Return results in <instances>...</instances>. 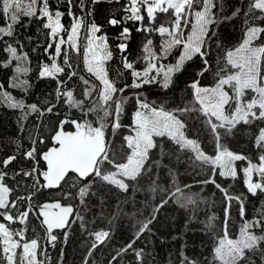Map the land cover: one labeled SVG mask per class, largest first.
Listing matches in <instances>:
<instances>
[{"label": "trees", "instance_id": "1", "mask_svg": "<svg viewBox=\"0 0 264 264\" xmlns=\"http://www.w3.org/2000/svg\"><path fill=\"white\" fill-rule=\"evenodd\" d=\"M213 2L215 7L212 12L215 14L216 23L209 25V36L205 38L201 49L205 55L202 57L196 54L191 60L185 61L182 68L172 74V82L165 89L162 87L163 71L157 76L156 83L142 84L139 88L131 87L134 79L132 71L142 72L149 62L155 63L157 68L164 65V70L167 66L175 64L180 54V45L172 48L166 58H158L155 61L144 52L147 47L157 56L162 50V40L166 42L172 38L168 33L161 34L159 28L163 26L173 30L174 10L170 9L167 13L157 11L154 14L155 19L151 20L147 16L146 6L141 5L140 15L144 18L135 20L127 19L132 15L130 11H125L130 7V0H98L96 3L84 0L83 8L81 0H72L71 9L67 0H47L50 14L61 12L62 35L69 30L73 16L82 18V29L92 23L100 27L98 34L107 38V48L112 53V58L105 62L108 78L115 81L118 88L129 86L123 93L114 94V99H120L121 96L127 98L119 115L121 127L115 131L111 127L115 120V104H112L110 111L113 115L109 117V126L105 129L109 142V159L114 163L123 162L128 154L125 137L130 134L138 98L173 113H176V109H189L183 114L176 113L185 124L182 130L185 137L197 141L205 155L213 158L216 156L217 141L207 120L211 118L214 123L217 121L213 117H205L199 111L200 104L195 99L191 84L198 82L201 88H211L218 82L221 69L229 70L225 74L233 73L234 69L226 64V53L238 47L244 38V12L248 10V0ZM200 7L202 5H197L198 9ZM237 9L240 11L234 16L233 13H236ZM69 10L73 16L68 15ZM255 14L259 15V12ZM226 17L229 19H225ZM113 18L120 23L115 26L109 24V20ZM249 20L253 26L264 27V22L254 21L251 17ZM6 23L7 19L0 12V27H5ZM44 24V17L37 13L34 16L20 15L19 21L13 26V36H3L0 40V93H10L15 100H23L26 105L36 104L44 112V115H40L39 112L12 108L0 100V160L12 155L17 157L5 169V184L12 189L9 199L27 198L31 195V201L25 199L18 202L21 212L29 210V203L32 205V211L25 223L22 224L18 220L5 221L2 216L0 223H4L13 232L25 229L26 240L37 239L39 258L43 259L44 264H222L215 259V248L219 239L225 236V232L229 239H235L244 220L258 218L260 211L264 209V192L258 191L257 195H252L245 184L243 171L249 162L256 166L260 163L259 157L264 153V148L257 146L256 139L260 129L264 128V120H253L247 124L241 121L230 132L227 128L218 130L221 148L245 157L233 163L237 173L235 178L230 175L221 176L218 168L213 174V166L197 160L191 149H181L168 136H163L153 138L155 147L149 150L141 174L135 179H124L126 189L94 176L81 182L75 179L76 176L69 174L67 183L61 182L60 187L36 191L33 188L36 177L16 174L21 169L28 170L34 165L35 161L25 158L26 152L33 147V140L36 141L35 147L41 154L53 145L52 137L60 127L61 121L75 119L82 122L85 119L80 110L70 109L63 99L57 101V80L67 81L66 85L61 86L62 91L71 90L73 96L80 100L84 99L87 87L81 77L92 80L83 67L82 46L78 48V52L70 48L62 49V54L57 57L56 62L64 71L57 73L55 78H39L41 66L50 63L52 52V47L48 48L52 42L50 32ZM124 28L129 30L128 34L121 36ZM4 41L15 47L18 54L27 56V71L22 75V80H26L27 85H30L26 86V92L24 88L12 86L11 78L16 62L11 54L4 50ZM120 44L125 45L123 52L118 47ZM253 44L264 46V35ZM64 51L69 52L71 68L64 65ZM125 60L132 63L133 69L124 68ZM9 61V66H4ZM73 70L77 75L69 80L68 75ZM150 75H156V72L153 71ZM261 75L264 76V57ZM139 82L138 80L137 83ZM258 82L261 83L262 80ZM244 91L242 99H250L253 91ZM91 101L92 97L85 103L90 107ZM52 104L56 107L49 113L47 108ZM86 119L92 122L93 126H99L96 123V115L90 113ZM64 130L76 129L73 124L66 123ZM41 140L44 143H40ZM44 168L40 161L41 171H44ZM113 169V163L105 161L102 165L104 174L112 172ZM211 178L215 179V183H204ZM39 179L42 183L43 177L40 176ZM251 179L253 182H259L260 175L254 172ZM89 180L93 183L82 202L78 196L79 187ZM74 182L77 187L72 186ZM217 184L225 191L218 189ZM177 187L181 192L176 193ZM33 192L35 195H32ZM68 192L72 195L65 198L63 194ZM225 192L227 196L241 199L229 200ZM188 197L192 202L186 199ZM51 200H59L74 208L69 225L64 230L53 232L57 236L55 246L48 242L46 230L36 211L38 205ZM164 200H167V203L154 212ZM241 201L244 205L243 218L240 211ZM15 211L13 210L14 215ZM153 216L155 219H152ZM148 220H151L148 229L140 232V228ZM102 231L108 232L109 235L93 249L95 234ZM251 231L256 235L264 234V229L260 228H253ZM43 244L46 247L41 251ZM129 244L132 245L131 248L128 247ZM46 251L47 258L44 255ZM17 252H20V249ZM136 252H141L142 256L138 258ZM237 264H264V243L260 245L259 250H245V259Z\"/></svg>", "mask_w": 264, "mask_h": 264}, {"label": "snow or ice", "instance_id": "2", "mask_svg": "<svg viewBox=\"0 0 264 264\" xmlns=\"http://www.w3.org/2000/svg\"><path fill=\"white\" fill-rule=\"evenodd\" d=\"M40 0H29L27 4L22 5V0H0V12H2L6 19H10L11 23L7 27H0V40L3 36H13V26L19 21L18 13L23 12V15L34 16L37 12V5ZM70 9L72 0H67ZM93 3L98 0H92ZM141 5L146 6L147 16L149 19H155V13L157 11L167 13L170 9L174 10L175 20L172 25V31L169 28L161 26L159 32L161 34L168 33L172 37L171 40L166 41L162 45V51L160 59L166 58L172 48L183 45V50L179 59L175 65L165 66L160 65L157 68L155 63L149 62L148 66L142 71L138 72L133 70V83L131 87L139 88L142 84H150L157 82V76L163 71L162 87L167 89L172 82V74L179 71L184 62L191 60L196 54H200L202 57L205 55L202 52V46L205 44V38L209 36V25L215 24L214 13L212 8L215 7L213 0H130V7L125 11H130L131 16L127 19L142 20L144 17L140 15ZM166 5V6H164ZM197 5H202L199 9ZM84 6V0H81V7ZM240 9H237V15ZM259 15H256V12ZM39 12L42 16L48 18V23L44 24L45 28L51 29V36L55 40L57 34L61 31L60 17L61 12L56 11L55 20L49 12L47 6V0H43V6L39 7ZM68 15L73 16L71 10ZM245 16V38L243 42L235 48V50H228L226 53V64L231 66V69H236L234 73L225 74L229 72L227 68H223L218 73L220 77L216 86L213 88H201L198 82L191 84L194 89V95L197 103L200 104V109L205 117H215V120L219 123H214L211 118L207 120V124L210 125L211 131L215 134L217 141V155L213 158L205 155L200 150V145L197 141L187 139L182 131L185 128V124L178 117L176 113L183 114L189 109H176V113L165 110L163 107L157 108L152 106L145 100L137 99L138 110L135 112L134 117V132L135 135L125 137L128 148L131 149V155L128 156L127 163L116 164L109 159L108 141L105 136V129L109 126V117L113 115L110 111L112 104H115L114 114L115 120L111 123L113 131L121 127L119 123V115L122 111V105L126 102L127 98L121 96L120 99H114L115 93H123L128 85L123 88H118L115 81L108 78L105 62L112 58V53L108 50L105 36H95V33L101 31L100 27L95 23H92L89 29V35L87 36V46L84 49V64L87 72L94 75L97 80L102 84V88L98 90V96L100 103H94L90 107L85 103L91 95L92 91L97 89L96 85H92L91 88L86 87L84 91V99L80 100L73 96V91H62V85H66L67 81L57 80L56 99L60 101L63 99L68 104L69 108H76L82 112L83 121L78 120H64L60 122V129L55 132L52 137L54 144L58 147H51L47 152L40 154L35 147L36 141L33 140V147L25 154L26 159L35 161L31 169H21L17 175L22 174L27 177H36L33 182V188L36 191L42 189H52L61 186V182L67 183V177L69 173L76 174V180L83 182L86 178L96 177L103 181L114 183L121 189H126L127 185L123 179H117V176L125 177L129 179H135L141 174L145 161L148 159L149 150L155 147L154 137L168 136L181 149H191L195 152V158L201 161L205 165L213 166V174H215L216 168L220 169L219 174L221 176L230 175L235 178L237 173L233 167V162L237 160L245 159L244 156L233 154L226 148H221L219 144L220 134L219 129L227 128L230 132L235 126L243 121L244 123H250L253 120H264V85L259 83V80H264V76L261 75L262 69V57H264V46H253V42L264 35V27L253 26L250 24L249 18L254 21L264 22V0H248V10L244 12ZM193 18L192 31L187 35L185 39L184 33L181 30V25L187 26L190 22L189 18ZM229 19V18H225ZM74 22L71 25V31L68 35V40L60 39L55 43V56L50 55L52 61L51 67L47 64L41 66L39 71V78L56 77L57 73L64 71L62 67H59L56 62V57L62 54V45L68 43L71 49L79 51L77 45V34L82 26V18H76L73 16ZM120 21L113 18L109 20V24L115 26ZM128 29L124 28L121 36L128 34ZM5 43V51L11 54V57L16 60H26L27 56H18L17 49L13 47L7 41ZM151 42H149L150 44ZM53 45L50 43L48 48ZM121 52L124 51L125 45H118ZM47 51V49L45 50ZM64 65L71 68L69 63V52L64 51ZM151 60L158 59L156 54L150 53ZM11 61L4 66H9ZM205 64L207 61L205 60ZM124 68L133 69L132 63L124 62ZM207 70V69H205ZM17 72L21 71L18 67ZM26 72L27 69H24ZM153 71L156 75H150ZM201 75L203 73H200ZM77 75L73 70L68 79L71 80L72 76ZM142 78V79H141ZM82 82L87 86L89 81L84 77H81ZM140 81L137 83V81ZM224 85H229L233 89V94L230 96L227 91L224 90ZM13 87H22L27 91V81H20L14 78ZM245 89H250L256 95L251 101L245 102L242 98L245 95ZM0 100H3L12 108L25 109L28 108L30 112H39L40 115H44L36 104L26 105L23 100L16 101L10 93H0ZM111 102V103H110ZM233 102L235 103L234 111L231 114H227L225 106L229 109L232 108ZM55 104H52L47 108V112L51 113ZM258 109V111H257ZM94 114L97 117L96 123L99 126H93L86 117L89 114ZM102 113V114H101ZM27 118V114L25 115ZM71 123L75 126V132L64 131V125ZM40 143H44L43 140ZM256 143L258 147L264 148V128L260 129L257 136ZM17 157L15 155L8 156L0 160V216L5 221L15 222L18 220L20 223H25L27 217L32 211V205L29 203L28 211H19L18 202H23L25 199L31 201V195L27 198L17 197L10 200L9 193L12 191L10 187L5 184L7 172L5 169L13 163ZM43 160L47 164V170L41 171L40 161ZM105 161L113 163L116 168V172L104 174L102 172V165ZM259 165H253L249 162V166L243 169L245 174V184L248 191L252 195H257L259 192H264V153L259 157ZM255 170L260 175L259 182H253L251 179V173ZM42 176L45 183H41L39 177ZM93 181L89 180L88 183L79 187L78 196L83 202L84 197L88 194ZM207 183H215V179L211 178L204 181ZM73 187H77L74 182ZM221 191H225L219 184L216 185ZM181 192L179 187L176 188V193ZM176 193H173L175 196ZM227 199H237L240 197L227 196ZM35 195V192L32 193ZM65 198L71 197L72 193H64ZM189 202H192L191 198H186ZM167 203V200L162 201L155 211L159 210L163 204ZM38 216L43 217L42 225L46 226V232L49 242L53 243L57 241V236L53 234L54 229H64L69 225V217L73 213L72 206L62 205L59 201L54 203H44L38 205ZM15 211V215L13 214ZM241 217L244 216V205L241 201ZM155 219V216L152 217ZM151 220H148L140 228V232L148 229V225ZM260 228L264 229V209L260 211L259 217L254 218L251 221L244 220L243 226L240 231V237L237 240H232L227 237L225 232L224 238L220 240L219 246L215 248V259L222 262V264H237L238 261L245 259V250H259L260 245L264 243V234L256 235L251 229ZM20 237V240H13V236ZM109 235L108 232H98L95 234V243L92 248L97 246V243L103 242V240ZM65 236L67 233L65 232ZM0 242H2V256H0V264L6 261V264H44V261L38 259V241L32 239L30 242L25 239V229H20L15 232L10 231L4 223H0ZM131 244L128 245L131 248ZM22 249L17 252L16 249ZM124 251V250H122ZM47 258V253H44ZM119 255V253L117 254ZM137 257H141V252H136Z\"/></svg>", "mask_w": 264, "mask_h": 264}, {"label": "rangeland", "instance_id": "3", "mask_svg": "<svg viewBox=\"0 0 264 264\" xmlns=\"http://www.w3.org/2000/svg\"><path fill=\"white\" fill-rule=\"evenodd\" d=\"M29 2V0H22V5H24V4H27ZM41 6H43V0H40V2L38 3V5H37V14L39 15V16H42L41 14H40V12H39V7H41ZM164 6H166V5H164ZM18 15L20 16V15H23V12H21V13H18ZM52 15V17H53V21L55 20V13H53V14H51ZM44 17V19H45V21H46V23H48L49 21H48V18L47 17H45V16H43ZM190 19V23L187 25V26H184L183 25V27L181 28V30L183 31L184 30V28H185V30L183 31V33H184V36H185V39L187 38V35L192 31V23L194 22V19L193 18H189ZM74 22V20L72 19V23ZM9 23H11V21H10V19H7V23H6V25H5V27H7V25L9 24ZM72 23H71V25H72ZM61 24V23H60ZM91 26V25H90ZM90 26H87L85 29H82V26H81V28L79 29V31H78V34H77V45H78V48L79 47H83V51H82V59H83V67H84V69H85V71L87 72V69H86V66H85V64H84V49H85V47L87 46V36L89 35V29H90ZM61 30H62V26H61ZM70 31H71V26H70V28H69V30L66 32V34L65 35H62L61 34V31L57 34V36H56V38H55V40L53 39V37L51 36V34H50V36H51V40H52V52H51V56H55V43L56 42H58L61 38L62 39H64L65 41H67L68 40V35H69V33H70ZM49 32L51 33V29H49ZM95 36H103L102 34L100 35V34H98V33H95L94 34V37ZM167 38V37H166ZM171 38V37H170ZM244 38H245V34H244ZM244 38H243V40H244ZM172 39V38H171ZM171 39H169V40H171ZM168 40V41H169ZM243 40H242V42H243ZM241 42V43H242ZM240 43V44H241ZM165 44V42L162 40V43H161V46L162 45H164ZM253 46H258V45H254L253 44ZM260 46V45H259ZM62 47V49H66V48H70L71 49V47H70V45L68 44V43H65L64 45H62L61 46ZM180 47H181V50H180V54H179V57H180V55H181V52H182V50H183V45H180ZM73 50V49H72ZM233 50H235V48L233 49ZM74 51H76V50H74ZM162 51V50H161ZM144 52H145V54H146V56L147 55H150V53H151V49L150 48H147V47H145L144 48ZM160 54H161V52H159V55H157L158 56V58L160 57ZM17 55L18 56H21V57H23L24 55L23 54H18L17 53ZM179 57L177 58V60L179 59ZM177 60H176V62H177ZM56 61H57V57H56ZM15 62H16V64H15V71H14V73H13V76H12V78H11V82H12V84H13V81H14V78L17 80V82H20V81H23L22 80V75H23V73H25V71H24V69H27V60H16L15 59ZM176 62H175V64H176ZM51 63H52V61H51V59H50V63L48 64V66L49 67H51ZM174 64V65H175ZM20 68L21 69V71H19V72H17L16 71V69L17 68ZM235 71H237L236 69H234V71H233V73L235 72ZM88 73V72H87ZM91 77H92V80H88L90 83H89V85H87V87H89V88H91V86L92 85H96L97 86V89H95V90H93L92 91V95H91V97H92V100L93 101H91L90 102V106L92 105V104H94V103H100V101H99V96H98V90L99 89H101L103 86H102V84H101V82L99 81V80H97L96 79V77L94 76V75H92V74H90V73H88ZM87 79V78H86ZM261 84L262 85H264V80H262V82H261ZM216 86V84L213 86V87H215ZM213 87H211V88H213ZM16 88H22V87H19V86H17ZM224 90L225 91H227L228 93H229V95L231 96L232 94H233V89L229 86V85H224ZM4 92V91H3ZM3 92H1V93H3ZM256 95V93H254L253 92V95H252V97L250 98V99H248V100H244L245 102H248V101H251V99L254 97ZM17 101V100H16ZM234 108H235V103L233 102V104H232V108L231 109H228V106H225V109H226V112H227V114H231V112L232 111H234ZM228 109V110H227ZM25 110H29L28 108H25L23 111H25ZM78 110V109H77ZM138 110V107H137V109H136V111ZM135 111V112H136ZM135 112L133 113V124H132V127H131V130H130V134L129 135H127V136H130V135H135V132H134V117H135ZM214 119H215V117H213ZM217 123H219L218 121H217ZM126 136V137H127ZM126 141V140H125ZM127 142V141H126ZM128 147V146H127ZM195 153V152H194ZM129 155H131V149L130 148H128V154H127V156H126V158H125V160L123 161V162H121V163H127V160H128V156ZM196 155V154H195ZM217 155V154H216ZM121 163H117V164H121ZM234 163V162H233ZM249 166V165H248ZM247 166V167H248ZM218 170L220 171V169L218 168ZM112 172H116V168L114 167V169L112 170ZM112 172H110V173H112ZM254 172H256L255 170H253V172L252 173H254ZM252 173H251V175H252ZM258 175H259V173L258 172H256ZM117 179H125V177H120V176H117ZM6 226V225H5ZM7 227V226H6ZM241 231V230H240ZM240 231H239V233H238V235H237V237L235 238V239H232V240H237V239H239V237H240ZM222 238H224V236L223 237H221L220 239H219V241H218V243H217V246L216 247H218L219 246V243H220V240L222 239ZM13 240H17V241H19L20 240V237H18V236H13ZM27 241H31V240H27ZM1 245H2V242H1ZM50 246H52V244H50ZM46 246H45V244H43L42 245V247H41V251L42 250H44V248H45ZM18 249H20V248H18ZM18 249H16V251L18 250ZM20 251H22V249H20ZM40 251H39V247H38V253H39ZM46 253L48 254V252L46 251ZM38 259L39 260H41V261H43V259L42 258H39V256H38ZM3 264H6V261H4L3 262Z\"/></svg>", "mask_w": 264, "mask_h": 264}, {"label": "water", "instance_id": "4", "mask_svg": "<svg viewBox=\"0 0 264 264\" xmlns=\"http://www.w3.org/2000/svg\"><path fill=\"white\" fill-rule=\"evenodd\" d=\"M60 129V127L58 128V130ZM57 130V131H58ZM64 131H70V132H75V130H64ZM54 135H55V133H54ZM53 135V136H54ZM51 147H58V145H56V144H54V142H53V145L52 146H50V147H48L45 151H43L42 153H44V152H47ZM41 153V154H42ZM41 162L44 164V171H46L47 170V164H46V162H44L43 160H41ZM69 174H73L74 176H76V174L75 173H69ZM42 183H45V181L43 180V182ZM54 189H56V188H52V189H42V190H54ZM56 201H59V200H51V201H45V202H43V203H41L40 205H43L44 203H54V202H56ZM60 202V201H59ZM61 203V202H60ZM62 205H65V206H68V205H70V204H63V203H61ZM71 206V205H70ZM72 208H73V206H72ZM36 211H37V214L39 213V208L37 207L36 208ZM73 214H74V208H73V213L70 215V217H69V221L71 220V218H72V216H73ZM39 218H40V221H41V224H42V221H43V217L42 216H39ZM44 228H45V230H46V226H44V225H42ZM61 230H64V229H54L53 230V232L54 231H61ZM47 233V232H46ZM48 242H49V240H48ZM49 243H52V242H49Z\"/></svg>", "mask_w": 264, "mask_h": 264}]
</instances>
